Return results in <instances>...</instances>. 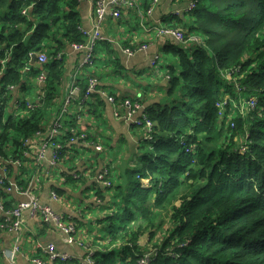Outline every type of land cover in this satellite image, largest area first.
Masks as SVG:
<instances>
[{
  "label": "trees",
  "instance_id": "obj_1",
  "mask_svg": "<svg viewBox=\"0 0 264 264\" xmlns=\"http://www.w3.org/2000/svg\"><path fill=\"white\" fill-rule=\"evenodd\" d=\"M177 1L195 6L186 19L171 16L176 23L167 26L181 25L186 43L192 35L198 41L192 47L164 42L161 52L175 57L177 66H167L163 94L146 106L152 139L140 140L122 168L115 163L110 169L118 173L116 183L94 189L107 212L95 220L101 234L92 243L93 264H139L146 255L145 264H264V0H171ZM151 2L144 0L142 8ZM78 4L0 0L1 158L19 156L45 124L49 106L59 101L66 63L57 56L69 44L86 41ZM39 51L47 53V62L31 64V54ZM42 72L45 79L38 83ZM88 77L77 79L79 98ZM9 86L22 95L19 110L3 119L12 99ZM32 88L37 98L31 101L37 102L29 108L26 95ZM241 94L254 96L256 105L244 114L236 107L232 115V101ZM75 148L63 146L59 163L68 164ZM68 173L62 172L64 183L84 185L82 172H76L81 178ZM52 189L61 195V187ZM164 220L169 222L164 235L153 241ZM144 233L146 244L140 243ZM149 242L154 243L146 247Z\"/></svg>",
  "mask_w": 264,
  "mask_h": 264
},
{
  "label": "crops",
  "instance_id": "obj_2",
  "mask_svg": "<svg viewBox=\"0 0 264 264\" xmlns=\"http://www.w3.org/2000/svg\"><path fill=\"white\" fill-rule=\"evenodd\" d=\"M137 1L142 3L144 0ZM187 3L188 2L182 3L178 1L172 3L171 0H159V3L153 9L152 15L146 18L144 22L148 27L175 24L176 20L174 19L176 18L186 19L184 7ZM77 10L81 18L80 27L89 29L92 25L91 8L89 4L86 1H81L77 6ZM171 16H175L176 18H172V21ZM134 17L137 18L138 13L135 10H130L127 15L125 14L122 17L123 19L120 22L110 17L106 18L103 28L101 29L105 39L96 42L94 64L91 67H87L79 74V77L81 74L86 73V75L95 76L98 79L97 91L84 99L83 112L79 120L80 127L84 128L87 134L95 138L96 141H101L97 138V133L105 138L106 143L108 142L110 144V148L107 146L108 151H105V153H110V156L107 154L106 158L111 164L117 159H120V161L125 160L131 153L137 151L136 148L139 146L142 130L141 128H136L124 123L122 120L116 119L113 115L112 104L106 100L101 92L112 93L116 96L139 98L140 101L147 106L160 97L158 95L149 97L151 90L154 91L158 86H164L166 83L164 75H158L159 79L156 80L152 78V69L157 63L151 66L150 60L155 54L160 57L161 48L168 38L158 37L153 30H149L148 32H144L146 35L144 40H138V36L141 33H131L129 29L125 28V24ZM167 20H171L172 23L167 22ZM176 27L181 28V25ZM143 31L144 30L141 32ZM115 33L117 36H115ZM124 42H126V44H124ZM142 42H149L148 49L146 51L136 52L132 56H127L122 49H120V45L131 47V45H137ZM62 57L66 63V72L62 80V85L57 92L59 97L62 92L65 94L69 77L82 59V53L75 51L71 44H69L64 49ZM118 64L120 68H118ZM145 73H147L146 76ZM33 81L35 82V79H33ZM31 91H33V94H31ZM79 93L80 90L75 94L77 99L75 102L76 104L83 98V96L79 98ZM11 94L12 99L11 103L9 101V107L14 111L16 100L20 98L22 94L18 96L20 92L17 86L11 89ZM34 94L35 91L32 88L26 95V98L31 100L37 98V94ZM56 106H59V101L56 102ZM78 108V106L74 105L72 106V111H77ZM78 113L77 111L74 115ZM72 116L73 114L71 113L68 119L72 120ZM48 120L49 117L45 123H47ZM46 153H49V150ZM109 157L113 158V160L109 159ZM73 161H75L74 158H72L68 164L60 163L61 172H54L52 176L49 177L45 176L44 169L40 170L38 184L36 183L31 192L37 196L41 204L49 205L53 211L60 213L66 222L73 223L75 225L76 235L81 239L80 241L83 244L79 245L78 242L69 243L67 241L68 237L59 232L52 223L42 222L39 220V217H32L28 211L23 213V223L20 231L14 233L8 229L5 219L0 212V248L9 249L13 245L16 237L20 239V248L14 259L15 264H35L31 261L33 256L45 259V253L41 249L40 244L46 245L51 243L59 252L67 253L79 262H82L83 258L86 257L88 249H93L92 243L97 240V235H100V233L96 231L98 227L95 224V220L107 211L104 210L103 201L97 202L94 200L96 197L94 189L101 186H96L92 177H89L91 173H88L89 175L87 177L89 178H86V176L83 177V179H85L84 185L64 183L65 179L62 172L64 171L66 173L73 170L70 169ZM96 162L98 164V168H94L96 172L104 166L107 167V169L109 168L106 163L107 161L105 162L99 155ZM29 165V169L25 171ZM10 167L12 168V179H15L22 170H24V173L19 176L25 178V175L26 177L32 175L31 171L34 167V162L28 159L27 166L20 168L18 172L15 165H10ZM77 169L82 172L84 167L81 170V167L77 166ZM116 177L118 178V173ZM53 185L61 187V195L68 199H72V203L68 204L52 200L49 196V192L52 190ZM91 187L93 188L91 189ZM75 189L77 190L72 192V190ZM103 194L106 197V201L110 193L106 190ZM0 195L6 208L12 207L17 202L23 201L26 198L16 191L7 192L4 189H0ZM68 196H70V198ZM92 209L96 211L95 215H97V217H95L93 212L91 213ZM84 243L86 246H84ZM0 264H10V261L7 257L0 256ZM54 264L57 263L55 262Z\"/></svg>",
  "mask_w": 264,
  "mask_h": 264
},
{
  "label": "built area",
  "instance_id": "obj_3",
  "mask_svg": "<svg viewBox=\"0 0 264 264\" xmlns=\"http://www.w3.org/2000/svg\"><path fill=\"white\" fill-rule=\"evenodd\" d=\"M81 1H86L91 8L92 25L89 29H81V32L86 35L85 42L71 44L72 48L75 51L82 53V59L76 65L77 67L75 71L70 76L67 89L62 98V107L58 110L57 113H55V115L52 116V118L47 123L42 126L41 130L36 132L33 138L26 140L27 148H24L25 150H20V152H18L19 156L10 155L8 159L0 157V189H13V191H16L17 193L26 197L25 200L17 202L12 207L6 208L0 195V212L2 214V217L5 219V223L8 226V229L14 233H18L22 227L23 213L25 211H28L32 217H39V220H41L42 222L52 223L56 227V229H58L62 234L68 237L67 241L69 243L76 239L75 225L73 223L66 222L63 216L60 213L53 211V209L49 205L41 204L38 201L37 196L31 192L32 188H34L36 185V177L24 180V178H21V176H19L24 173V170H22L17 175L19 177L16 176L15 179H12L11 176H8V166L15 165L20 169L26 167L28 164V159H31L34 162L33 174L35 173L39 177L40 170L44 169L45 176L49 177L52 176V174L56 172V169L60 166L59 151L63 148V146L69 147L72 144H77L81 147H86L85 144L88 143L89 148L94 151L95 157L97 156V154L105 153L102 142H100L99 140H87L86 137L88 134L80 126L78 128L73 127V129H69L68 133L70 134V137H67L65 132L66 130L64 131V120L66 116L70 114V109H72V106L76 105L81 108V111H83L84 99L97 91L98 79L95 76H89L83 98L76 104L75 102L77 99L75 97V94L79 90L77 86V79L79 78V74L83 72L84 69H86L87 67H91L94 64L96 42L105 39L102 35L101 29L103 28L104 22L107 17L118 20L123 17V13L128 14L130 10H135L138 13V16H140L141 20H143L144 16L146 18H149L152 15L153 9L159 0H152L150 7L146 10L142 8V3L138 2L137 0H78V2ZM194 6L195 2L190 1L184 7V12H189L193 9ZM143 28L147 32L149 30H153L158 37H166L178 43H186L184 32L181 28L168 27L167 25L158 27L143 26ZM195 41H198V38L197 40L195 39ZM148 46L149 42H142L134 47L120 45V49H122V51L127 56H132L136 52L146 51L148 49ZM62 54L63 53L58 54L57 57H62ZM158 59L159 55H153L150 60V65L154 66L157 63ZM46 62L47 54L42 51L36 52V63L42 65ZM226 76L230 78V74ZM44 79L45 75L42 72L38 75L37 81L38 83H43ZM8 88L11 90L15 88V86H9ZM101 93L102 95H104L106 100L110 104H112L113 115L116 119L122 120L124 123L132 125L136 128H141V140L152 139L154 123L147 117L145 112L146 106L142 103V101H140L139 98L116 96L112 93L104 91H102ZM225 100L218 104V115L220 117H222L224 114V105L226 103ZM30 103L35 105V103L33 102ZM31 104H27V107L32 108L34 105ZM255 105L256 98L254 96H249L248 99H244L243 101L238 102L237 105L234 104V106L238 108L241 114H244L246 109H253ZM15 109H18L17 100ZM67 138L69 143L64 144V140ZM75 140L77 141L76 143L74 142ZM48 150L49 153H46ZM106 159L107 158L104 159L105 162ZM29 167L30 165L26 168L25 171H27ZM91 170L92 168L85 166L84 170L82 171L83 176H86V178L92 177L96 186L106 188L111 185V183L107 182L109 181L107 176V167H101L97 172L94 170V173L89 175L88 173H90ZM76 172L81 171L79 169H73L69 171V173L74 174L75 178H81V174H78ZM88 175L89 177H87ZM20 182H25V187L20 186L18 184ZM49 196L52 200L58 202H64L68 204L72 203V199H68L63 195L58 194L53 189L49 192ZM94 200L101 202L98 198H95ZM19 240V237H16L14 239L13 245L9 249L0 248V256L7 257L10 261V264H15L14 259L20 248ZM40 247L45 253L46 258L43 259L37 256H33L31 261L35 264H54L56 260L65 262L73 258L67 253L59 252L51 243L46 245L40 244ZM92 253L93 251L88 249L86 257L82 260L83 264H93V260L91 257ZM147 257L148 255H146L144 258H141L139 260V264H145Z\"/></svg>",
  "mask_w": 264,
  "mask_h": 264
},
{
  "label": "rangeland",
  "instance_id": "obj_4",
  "mask_svg": "<svg viewBox=\"0 0 264 264\" xmlns=\"http://www.w3.org/2000/svg\"><path fill=\"white\" fill-rule=\"evenodd\" d=\"M127 15V13H123V16L124 15ZM121 20L123 19V18H120ZM145 19H146V17L144 16L143 17V20H141V18H140V16H138L137 18H133L131 21L129 20V22L127 23V24H125V28L126 29H129L130 30V32L131 33H136V34H138V33H141L139 36H138V40H144V38L146 37V35H145V30H144V28H143V26H146V27H148L147 25H146V23L144 22L145 21ZM140 25V26H139ZM150 27V26H149ZM81 29H82V27H80V31H81ZM182 29V28H181ZM142 30H144L143 32H141ZM183 30V29H182ZM185 30H183V32H184ZM147 32V31H146ZM115 36H117V34L115 33ZM147 39V38H146ZM145 39V40H146ZM195 39L197 40V37H195L194 35H192L188 40V43H186V44H184V46H186V47H192V46H194L195 44H196V41H195ZM42 52H44V53H46L45 51H42ZM47 54V53H46ZM47 60H48V55H47ZM168 65H173V66H177V59L175 58V57H173V56H166V55H164L162 52L160 53V57H159V60H157V64H156V66L152 69L153 70V73H152V78L153 79H159V77H158V75L159 76H162L163 74H164V72H165V70L167 69V66ZM77 67V66H76ZM76 67L74 68V70H73V72L75 71V69H76ZM73 72H72V74H73ZM71 74V75H72ZM70 75V76H71ZM142 75V74H141ZM147 75V73H145V76ZM225 75H229V72L228 71H226V73H225ZM69 79H70V77H69ZM36 81H37V79H36ZM148 88V87H147ZM161 92V93H160ZM31 94H33V91H31ZM64 94V92H62V94H61V96H60V99H59V106H56V104H52L51 106H49V108L47 109V117L49 116V120L52 118V116L53 115H55V113H57L58 112V110L62 107V105L61 104H63L62 103V98H63V95ZM163 94V89H162V87L161 86H158L157 88H156V90H154V91H152L151 90V94H150V96L149 97H153V96H156V95H162ZM85 97V96H84ZM247 96L245 95V94H241L239 97H238V100H237V103L238 102H241V101H243L245 98H246ZM29 100V102L27 103V104H31L30 102H32L31 101V99H28ZM35 102H37L36 100H34ZM35 102H33V103H35ZM64 102V101H63ZM10 103H11V100H10ZM237 103L235 102V101H232V107H231V109H230V111H231V113H232V115H235V113H236V111H237V109H236V107L234 106V104H236L237 105ZM31 105H34V104H31ZM32 107V106H31ZM82 107V106H81ZM16 108V107H15ZM233 109H236V111H233ZM19 109H15L14 111L15 112H17ZM70 114L68 115V116H66V118H65V120H64V131L66 130V131H69V129L70 128H72L73 129V127H75V128H78L79 126H80V123H79V120H80V117L82 116V112L83 111H81V108H79L77 111H79V113L78 114H76V115H74L77 111H72V109H70ZM8 112H13L12 110H11V107H9V106H6L5 108H4V110H3V119H5L6 117H7V114H8ZM71 113L73 114V116L71 117V119L72 120H69L68 119V117L71 115ZM48 120V121H49ZM97 138L98 139H100L101 141L100 142H103L104 144L106 143V140H105V138H103L99 133H97ZM96 141V140H95ZM75 143L77 142L76 140L74 141ZM69 143V141H68V138L67 139H65L64 140V144H68ZM8 145L12 148V146H11V144L10 143H8ZM74 146H76V148L73 150V151H75V156H73L72 158H74V160L75 161H73V163H72V165L74 166V167H77V166H79L80 165V162H82V163H84V165L86 166V167H89V168H92V170H91V174H93L94 173V168H98V164H97V162H96V159L98 158V155L100 156V158H102V159H105L106 157H107V154H109V156H110V153H107V154H104V153H100V154H97V158L96 157H94V155H95V153H94V151L92 150V149H90L89 148V144L88 143H86L85 144V148L84 147H81L80 145H77V144H73ZM83 145V144H82ZM105 151H108V150H105ZM119 154H120V152H119ZM64 158H66V156H64ZM109 159H112L113 160V158H111V157H109ZM106 161H108L107 159H106ZM114 163H112V165L110 164V166L111 167H109L108 168V174H107V176H108V179H109V181H107V182H109V183H116V175H117V173H116V170L113 168V173H110L109 172V170L112 168V167H114V165H115V163H116V165L118 164V166L120 167V168H122V166H120V164H121V162H122V160L120 161V159H117L116 161H113ZM77 164V165H76ZM72 165H71V168H72ZM64 166V165H63ZM17 167V166H16ZM61 165L56 169V173H60L61 172ZM65 167V166H64ZM66 169H68L67 167H65ZM8 169H9V172H8V176H12V168L10 167V166H8ZM20 169H19V167H17V172L19 171ZM13 171H14V169H13ZM32 175L31 176H29V177H26V175H25V178H24V180H27V179H31L32 177H36L35 178V183H37L38 184V180H39V177H38V175L37 174H33V172H34V168L32 169ZM64 172V171H63ZM37 175V176H36ZM73 185H75V184H73ZM5 188V187H4ZM78 189V188H77ZM77 189H75V190H72V192H74V191H76ZM5 190V189H4ZM5 191H7V192H11V191H13V189H7V190H5ZM69 198H70V196H68ZM96 198V197H95ZM100 201H101V199H99ZM98 202V201H97ZM102 202V201H101ZM93 212V214L95 215V213H96V211H93V209L91 210V213ZM95 217H97V215H95ZM165 219V218H164ZM169 225V222H167V220H164V224H163V227L161 228V229H159L158 231H157V233H156V235H155V237H154V239H153V241L154 240H159L160 238H161V236H163L164 235V233H165V230H166V226H168ZM96 231H98L100 234H101V231H100V229H98V228H96ZM60 232V231H59ZM166 235V234H165ZM75 237H76V239L74 240V241H72L71 243H79V245H82L83 243H81V239L80 238H78L77 237V235L75 234ZM148 242V233H144L141 237H140V243H142V244H146ZM151 243H154V242H149L147 245H146V247H148ZM84 246H86L85 245V243H84ZM87 248V247H86Z\"/></svg>",
  "mask_w": 264,
  "mask_h": 264
},
{
  "label": "water",
  "instance_id": "obj_5",
  "mask_svg": "<svg viewBox=\"0 0 264 264\" xmlns=\"http://www.w3.org/2000/svg\"><path fill=\"white\" fill-rule=\"evenodd\" d=\"M35 61H36V52H34V53L31 54V60H30V63H31V64H34Z\"/></svg>",
  "mask_w": 264,
  "mask_h": 264
}]
</instances>
